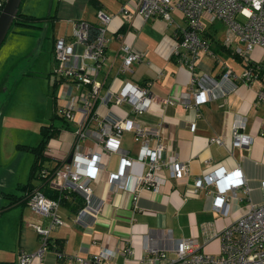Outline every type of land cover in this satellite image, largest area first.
Instances as JSON below:
<instances>
[{"label":"crops","instance_id":"0c3cea01","mask_svg":"<svg viewBox=\"0 0 264 264\" xmlns=\"http://www.w3.org/2000/svg\"><path fill=\"white\" fill-rule=\"evenodd\" d=\"M97 1L100 10L113 16L105 34V60L97 76L102 85L100 95H104L108 89L118 92L125 81L131 80L147 87L156 97L150 109L141 115L130 113L128 104L117 105L113 101L98 104V117L102 118L107 112L124 118L130 116L151 131L161 125V134L168 145L167 154L188 163L190 174L182 178H171L167 171L161 170L158 176L165 181L157 191L150 187H141L137 192L131 191L129 187L136 186L142 170L139 162L140 142L135 139L132 131H123L119 138L122 153H103L101 166L93 168L82 179L84 184L91 187L90 212L79 214L81 208L78 210L76 203L78 199L84 203L79 193H74L78 199H73V194H69L59 204L58 215L63 224L52 227L51 238L63 241L61 253L68 258L59 259L55 251L49 250L45 253L42 264H77L73 257L96 254L101 247L115 251L112 261L119 264H139L147 254V249L152 246L161 248L168 259H174L178 256L177 241L180 239L193 240L186 247L187 252L219 254L220 234L245 212L246 196L242 190H237V196L231 198L228 209L218 212L213 208L215 187L203 188L195 193L189 185L212 167L232 169L240 166L251 188L250 199L257 204L263 202L264 101H258L257 93L264 87V82L261 78H256L250 85L243 82H223L226 90L223 95L210 98L199 110L189 109L184 104V98L192 89L191 71L175 55L178 32L186 26V21H183L184 25L181 21L184 18L181 11L172 12L173 20L161 17L145 20L137 13L135 0ZM124 9L129 11L130 16L124 13ZM96 12L97 8L89 0H50L45 15L24 11V14L41 18L35 26H29L38 29L35 33V45L24 54L22 63L17 62L19 59L9 68H4V73H0V94L5 93L12 82L22 83L25 77L39 79L40 82L35 87L45 88L40 96L48 100L39 104L41 107L50 105L52 117L50 120L44 118L38 132L42 125H52L56 129L46 145L48 159L44 166L47 168L69 160L74 132L85 120L84 112L80 109L73 121L64 120L58 115V108L66 104L67 98L76 89L72 84L61 80L57 84L60 85V91L56 92L57 86L53 85L56 77L53 71L56 64L54 41L58 37L70 39L77 20L98 25ZM207 25L208 23L206 27ZM209 36L206 31L203 37L211 43L216 57L202 52L193 71L197 83L204 86H213L221 81L224 67H230L240 74L247 65L244 58L233 56L223 43L216 42L214 33L211 38ZM123 43L131 44L142 55L143 60L126 74H118V67L123 61ZM259 52L261 49L255 47L250 56L260 58ZM216 91L219 92L218 89ZM49 97L51 104L48 103ZM54 117L61 122L56 124ZM238 119L245 121L244 133L253 137L249 147L232 145L234 124ZM193 123H196L195 128L192 127ZM88 128L96 129V124L92 123ZM212 137L220 138L223 144L210 142ZM154 140L151 141L152 145ZM82 143L88 147L94 146V137L89 131ZM127 153L136 162L125 169L122 182L124 186L119 187L118 182L110 181V174L121 170L122 156ZM29 172L24 182H15L16 191L9 189L2 193L10 199L7 208L21 206V211L15 225L17 252L0 248V264H17L19 250L35 251L39 246V237L33 225L50 224L49 217L34 213L27 201H19L27 193L20 187L27 183ZM49 183L43 184L40 178L32 180L33 186L42 187L45 191L51 190ZM126 248H131V255L125 253ZM161 263L162 261L152 260L149 264ZM103 264L112 262L108 260Z\"/></svg>","mask_w":264,"mask_h":264},{"label":"built area","instance_id":"2783aa9c","mask_svg":"<svg viewBox=\"0 0 264 264\" xmlns=\"http://www.w3.org/2000/svg\"><path fill=\"white\" fill-rule=\"evenodd\" d=\"M136 11L145 20L153 17L172 19V12L179 10L183 14L186 26L178 32V45L175 55L180 63L185 64L191 71L190 83L192 89L185 94L184 104L189 109L199 110V107L223 95L226 90L223 82H243L250 85L256 78L264 82V58H255L252 55L255 47L264 49V0H135ZM6 0H0V13ZM124 13L130 16L128 10ZM99 20L97 32L92 38L90 26L87 22L77 20L70 39L58 37L54 41L53 52L55 58L54 75L64 82L75 86V92L66 100V104L58 108V114L67 121H73L78 109L83 110L85 120L80 123L74 132L71 143L69 160L63 161L52 174L50 189L55 196H48L46 191L35 189L27 200L29 208L36 214L50 218L48 226L34 224L33 228L39 237V246L35 251L19 250L17 264H42L44 255L49 249L51 229L63 224L58 215L60 200L69 191L82 195L84 205L79 210L89 213L91 201V187L83 183L82 179L90 174L95 167L101 166L103 153H122L119 147V138L123 131H132L135 139L140 142L139 162L142 170L137 178V184L129 187L136 191L141 187H150L157 191L164 179L158 176L159 171L165 170L171 178H182L190 174L189 164L176 156L167 154V142L163 138L159 125L151 131L143 127L138 121L129 117H121L107 112L102 118L98 117L97 105L113 101L117 105L128 104L130 113L141 115L147 112L156 97L151 91L131 80L123 83L118 92L108 89L100 95L101 83L97 80L105 60V44L107 26L112 15L97 10ZM222 22L227 27V35L223 41L224 47L235 56L246 60V67L240 74L230 67H224L221 81L213 86H204L197 83L193 71L196 61L202 52L216 57L209 40L204 38L206 24L213 26L215 22ZM123 61L118 67V74H126L133 66L143 60L140 53L129 43L121 46ZM218 89L219 92L216 90ZM258 101H264V87L257 93ZM168 102V101H167ZM95 123L96 129L88 128ZM245 121L238 119L233 129V147H249L253 137L244 133ZM193 128L196 123H193ZM94 137V146L88 147L82 143L88 135ZM155 139V140H154ZM155 142L153 145L151 141ZM210 142L223 144L218 137H212ZM127 154L122 156L121 170L110 174V181H116L123 187L125 169L136 161ZM209 164V161H207ZM45 173L44 171H42ZM122 183V184H121ZM195 193L201 189L215 187L213 208L218 212H225L237 190H242L246 196L245 212L233 220L221 232V251L219 254H210L201 251L187 252L186 247L193 243L191 239L177 241L178 256L168 259L166 253L159 247H149L147 254L139 264H149L152 260L162 261L161 264H264V200L262 203H253L250 199L251 188L240 166L228 169L224 166L212 167L209 171L189 185ZM264 191V181H263ZM138 191V190H137ZM136 191V192H137ZM137 198V196L135 197ZM79 217H77V220ZM51 241V240H50ZM126 254L132 253L126 248ZM57 257H64L63 253L56 252ZM116 252L107 247H101L96 254L87 257H73L77 264H103L112 261Z\"/></svg>","mask_w":264,"mask_h":264},{"label":"rangeland","instance_id":"374dc122","mask_svg":"<svg viewBox=\"0 0 264 264\" xmlns=\"http://www.w3.org/2000/svg\"><path fill=\"white\" fill-rule=\"evenodd\" d=\"M49 5L50 0H21L19 9L45 15ZM182 19L185 22L183 17ZM37 31L38 29L24 24L13 23L10 26L0 47V73H4V68H9L19 59L17 62L22 63L24 54L35 45ZM206 31L210 34L209 38L214 33L216 42L220 41L221 44L227 35L226 25L219 21L213 27L208 24ZM258 57L264 58V49H261ZM39 82L37 78L25 77L22 83L12 82L11 87L0 94V248L11 249L13 253L17 252L15 225L18 223L21 206L7 208L10 199L2 193L9 189L16 191L15 182H24L27 179L33 154L25 147L37 145L40 140L39 125L44 118L50 120L52 117L50 105L41 107L39 104L44 100L40 95L45 90L43 87H35ZM59 86L56 88L57 93L60 91ZM46 100L48 99L45 98L44 101ZM50 102L52 100L49 97L48 103ZM53 120L56 124L61 122L55 117Z\"/></svg>","mask_w":264,"mask_h":264},{"label":"trees","instance_id":"16d2710c","mask_svg":"<svg viewBox=\"0 0 264 264\" xmlns=\"http://www.w3.org/2000/svg\"><path fill=\"white\" fill-rule=\"evenodd\" d=\"M90 4H92L95 8H97V10H99L100 5L98 3L97 0H89ZM40 17H34L32 15H27L24 14L19 8L17 10V13L13 19V23H17V24H24L26 26H35L36 22L38 20H40ZM90 26V36L93 38L97 32V25L94 24H89ZM62 79L55 77V81L53 83V85L57 86V84L59 82H61ZM59 115V114H58ZM62 119H64L61 115H59ZM65 120V119H64ZM55 128L52 125H42L40 128V140L37 143V145L35 146H28L25 147L27 150L31 151L33 154V160L31 162V166H30V172H29V178L27 183H25L24 185H22L20 188L24 189L27 191L25 198L24 199H19L20 202H26L29 198V195L35 190L37 189L36 186H33L32 184V180L35 178H40L43 180V184L49 183L51 178H52V174L55 171V169L58 167L54 166L53 168H47L44 166V162L48 159V157L46 156L45 150H46V145L49 141V139L55 134ZM46 170H45V169ZM42 171H45V173H43ZM41 189L43 191H45L44 188H38ZM74 193H78L75 191H69L67 193H65V195L62 197V199L60 200V202L63 200H65L67 198V195L69 194H73V199L76 198V195ZM80 194V193H79ZM56 193L53 192L52 196H55ZM81 195V194H80ZM78 199V198H76ZM78 203H76V208L79 210L80 208L83 207L84 203H81L80 199H78L77 201ZM84 202V201H83ZM12 204V203H11ZM1 214V211H0ZM51 240V241H50ZM62 243L63 241L61 239H49V249L55 251V252H62Z\"/></svg>","mask_w":264,"mask_h":264},{"label":"water","instance_id":"95a60500","mask_svg":"<svg viewBox=\"0 0 264 264\" xmlns=\"http://www.w3.org/2000/svg\"><path fill=\"white\" fill-rule=\"evenodd\" d=\"M21 0H6L0 13V47L12 25L13 19L17 13ZM46 194L51 196L52 190H47Z\"/></svg>","mask_w":264,"mask_h":264}]
</instances>
